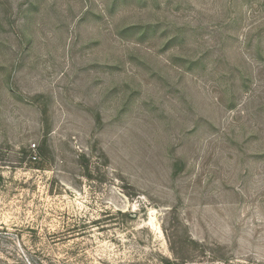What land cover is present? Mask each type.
Segmentation results:
<instances>
[{
	"label": "rangeland",
	"instance_id": "rangeland-1",
	"mask_svg": "<svg viewBox=\"0 0 264 264\" xmlns=\"http://www.w3.org/2000/svg\"><path fill=\"white\" fill-rule=\"evenodd\" d=\"M0 264H264V0H0Z\"/></svg>",
	"mask_w": 264,
	"mask_h": 264
}]
</instances>
